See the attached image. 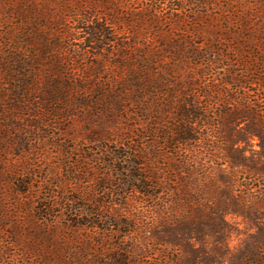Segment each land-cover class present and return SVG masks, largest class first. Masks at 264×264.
I'll list each match as a JSON object with an SVG mask.
<instances>
[{
  "label": "trees",
  "instance_id": "obj_1",
  "mask_svg": "<svg viewBox=\"0 0 264 264\" xmlns=\"http://www.w3.org/2000/svg\"><path fill=\"white\" fill-rule=\"evenodd\" d=\"M237 2L0 0V260L4 236L19 250L2 264H264V186H253L264 178V116L256 105L227 106L237 98L222 102L204 89L217 86L210 70L224 52L216 34L215 43L202 38L232 20ZM216 104L220 123L257 122L251 134L260 151L247 157L241 140L215 130ZM80 132L136 141L127 147L126 181L116 172L140 206L122 217L112 203L84 205L58 230V222L39 218L54 208L51 198L38 208L39 191L22 178L40 157L50 161L41 151L45 137ZM22 211L38 214L28 231ZM83 214L97 223H78ZM228 215L255 229L236 254ZM125 225L127 240L116 236Z\"/></svg>",
  "mask_w": 264,
  "mask_h": 264
},
{
  "label": "rangeland",
  "instance_id": "obj_2",
  "mask_svg": "<svg viewBox=\"0 0 264 264\" xmlns=\"http://www.w3.org/2000/svg\"><path fill=\"white\" fill-rule=\"evenodd\" d=\"M230 16L232 19L230 22L224 21L218 23V26L206 28L205 37L202 38V40L213 43L220 38L219 48L223 50L224 57H228H223L224 59L222 58V61L210 70L211 73L214 72L215 74L214 80L217 86L212 87L209 84L207 88H203L222 102L229 100L233 103L232 97L237 98L236 104H228L227 106H239L240 102L244 103V106L246 103L256 105L264 116V0H238L236 6L231 9ZM246 26L251 29L247 30ZM215 34L219 37L216 40L212 39ZM232 49H234L233 53ZM232 65L234 70L229 71V67ZM238 71L241 72L242 77H236L233 81L231 73ZM226 80H228L229 85L221 89L222 82ZM230 82H233V84ZM174 105L177 107L178 103L176 102ZM213 107L214 119H217L218 122L215 130H218L219 133L221 130L223 132L221 135L232 136L233 140H241L238 145L246 150L245 156L247 157L256 151H260L258 147L259 140L253 138L251 134L257 124L256 121L252 123L247 118L243 120L229 118L230 120L226 121L227 123H220V119H218L215 112L220 114L222 108L219 107V104ZM249 111L244 108L240 110L245 116L250 115L251 111ZM168 122L172 124L175 120L170 117ZM83 126L81 125V127ZM158 127L164 130L165 125L160 123ZM262 127L264 129V121ZM219 133L213 136H220ZM147 139V142H149L150 138ZM140 143H143V141H140ZM40 145L41 151L45 152V155L50 158V161H47L50 163L44 161L43 156L40 157L41 161H38L36 167L26 166L22 178V180L31 183L32 190L37 189L39 191L38 208L41 206L42 201L44 204H50L51 201L55 204L52 205L54 208L50 211V214L44 213L39 216L40 219L42 217L49 224L51 221L58 222V230H61L63 221L73 219L70 210L76 209V212H81L84 205L87 206L86 208L93 210L97 205L112 203L114 205L113 209L121 213L122 217L125 215L131 217V214L136 213L137 208L140 206L138 197L130 193L128 187L126 188L123 185L126 177L130 175L128 171H125L124 163L129 160L130 155L127 147L138 145L135 140L121 141L117 138L115 140L112 136H85L80 132L75 136H65L64 138L62 136L61 139L58 136H52V139L45 137V141L41 142ZM117 169L120 170L119 173L122 174L120 178L123 177L124 182L117 180L118 175H120L116 172ZM254 179L256 180L253 183L255 184L254 187L264 186V178H261L259 182L257 178ZM114 183L120 184L118 189L116 192L111 191V194H108L109 192L106 191L113 188L110 185ZM11 185L12 183H9L8 188ZM61 185L64 187L63 189H61ZM98 185L103 186L104 189H99ZM46 198L47 200H45ZM48 198H51V201H48ZM3 199L7 205L12 203L10 198L4 196ZM95 200L99 202H94ZM42 210L46 211L45 209ZM12 212L16 214L17 211L13 210ZM84 216L85 214L77 222L84 223L86 220V224L88 222L97 223L95 214L86 219ZM17 217L20 221L25 222L28 231L31 228V223L28 221L37 219L38 214L33 211L29 215L22 211ZM226 219L235 230L230 238V248L236 254L241 251L248 241V237L255 233V229L242 218L228 215ZM119 231L122 234L116 236H122L124 240L128 239V237H125L127 232L130 231L132 235V229L126 225L119 228ZM20 235L25 242L29 241L26 231L21 232ZM116 236H113V241ZM4 237L7 241L6 239L2 241L5 252L0 260L1 264L13 258H19L17 245L15 243L10 244L13 243L11 238ZM18 247L21 246L18 244Z\"/></svg>",
  "mask_w": 264,
  "mask_h": 264
}]
</instances>
